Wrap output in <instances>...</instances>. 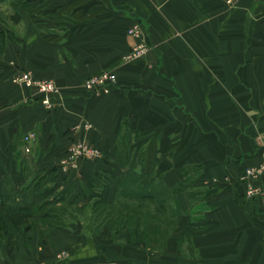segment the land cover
Here are the masks:
<instances>
[{"label":"crops","instance_id":"obj_1","mask_svg":"<svg viewBox=\"0 0 264 264\" xmlns=\"http://www.w3.org/2000/svg\"><path fill=\"white\" fill-rule=\"evenodd\" d=\"M20 1L0 15V193L7 180L19 190L32 168L71 169L55 184L78 178L80 207L111 203L128 171L112 149L125 126L141 149L154 140L156 177L191 186L177 195L182 214L161 250L131 242L127 229L113 240L112 226L89 234L74 223L46 228L41 244L18 239L0 263L264 264V203L243 180L264 158V0ZM134 22L141 37L126 32ZM140 42L144 55L125 60ZM25 71L56 91L20 84ZM107 71L116 75L108 93L84 87ZM83 145L99 155H73ZM111 168L117 174L92 188L87 177Z\"/></svg>","mask_w":264,"mask_h":264},{"label":"trees","instance_id":"obj_2","mask_svg":"<svg viewBox=\"0 0 264 264\" xmlns=\"http://www.w3.org/2000/svg\"><path fill=\"white\" fill-rule=\"evenodd\" d=\"M119 134L121 133L116 134L112 147L113 153L121 167L129 165L130 169L120 176L113 201L106 203L100 198L95 199L89 203L85 219H89L91 224L89 231L94 234H99L106 225L112 226V239L116 240L118 234L127 229L131 242H143L151 252H156L165 247L171 231L177 226V218L182 214L177 195L191 185L187 180L181 186L168 187L154 175L155 150L153 147L155 143L153 139L147 147L140 148L138 167H134L132 163L122 162V158L127 159L128 152L125 148L121 149L120 145L125 136ZM133 140L136 138L134 137ZM138 141L135 147L137 150L142 144L140 139ZM39 171L43 172L40 178L30 179L16 191L12 186L11 189L9 187L10 192L8 191L0 198V245L4 237L7 239L18 233L20 222L12 219L15 215L31 214L32 209L35 208L38 213L44 212L41 216L39 215L41 218H49V213L44 211L47 205H54L64 199L62 194L53 200L42 199L39 192L44 190L48 177L44 172H50L49 178L53 179V182L56 179H54V169ZM197 171L194 169L189 172V178L196 180L199 175ZM201 194L200 190H195L191 192V197L196 199Z\"/></svg>","mask_w":264,"mask_h":264},{"label":"rangeland","instance_id":"obj_3","mask_svg":"<svg viewBox=\"0 0 264 264\" xmlns=\"http://www.w3.org/2000/svg\"><path fill=\"white\" fill-rule=\"evenodd\" d=\"M15 2H17L18 5H22L23 2H21L20 0H14ZM6 4L1 3L0 7L1 8H6L5 10H1L0 11V15L7 18L11 8H9L8 6V0L5 1ZM43 25H40V28ZM20 32V29L23 28V26H17ZM135 27H140L139 22H134L133 24H131V26H129V28H127L126 32L128 34V36H132L134 35V33L132 34L131 31L133 28ZM6 37H9L8 34ZM2 39V38H1ZM0 39V42H1ZM141 43V42H140ZM144 44V43H143ZM1 45V44H0ZM145 45V44H144ZM1 48V47H0ZM137 57L134 59H138L141 58ZM134 61V60H132ZM130 61V62H132ZM129 129L125 127L122 128V131H120L121 134H119L120 136H125L123 143L120 145L121 149L124 150L127 149L128 152V157L125 160L124 158H122V162H126L127 164L132 163L134 165V167H138L139 164V160H140V148L137 150L135 147H137V144L139 143V135H131L130 132L128 131ZM136 138V140H133V138ZM119 146V145H118ZM91 150L92 152H96L94 153V155H89V156H85V157H97V155H99L98 151H95L93 149H91V147H88L87 145H83L82 148ZM118 163V161H117ZM117 167H121L120 164L118 163ZM130 166L127 165V167L125 168V171L128 170L129 171ZM46 171L48 169H45ZM119 168L116 169H107L105 170H100L98 171V173H94L91 174L90 176H88L87 178H91L92 181V188H96L98 186H101L102 184H104V182H106L108 179H110V177L112 178L113 175L117 174L116 172H118ZM137 170V169H136ZM60 171V170H59ZM71 171L70 170H64L61 171L62 173L60 175L58 174L57 169L54 170V176L58 179H60L61 177H64L65 180H67L66 178H68V172ZM46 173V177H47V184H45V188L44 190H42L41 192H39L42 196V199H46V200H53L56 197H59L60 194L64 195V199L62 201H59L58 203L54 204V205H47V208H45L44 211H47L50 215L49 218H41V214L43 213H38V210L36 211L35 208L32 209V213L31 214H25V213H18L17 215H15L12 219L15 221L19 220L20 225H19V230L18 233L16 235H14L13 237H9V238H5L2 240V243L0 245V257L1 259H3L5 252L7 249H9V247H11V244H16V242L18 241V239H23L24 242L26 243V245L30 246V243L33 239L39 241V244H41L42 242H45V229L49 228V227H53V229H66L68 230V228L71 227L72 224H79L80 226L83 227L84 229V233H92L90 232V221L89 219H85L87 217V213H88V207H89V203H91L92 201H94L95 199H91L90 201H88L85 206L80 207L78 205V202L76 203L74 201V197L75 195H81L84 194L85 192V188L86 186L79 184L78 182V178H74V180H71V183L63 186L60 182V184L63 187H57L55 182H53L54 180L49 178V176L51 177L50 172H44ZM43 175V172H40L37 169L32 168L30 175L28 176L29 179H27L29 182L30 179H33L35 177L40 178ZM71 175L74 174H70L69 178H73ZM53 176V177H54ZM67 176V177H66ZM45 177V178H46ZM50 180H49V179ZM52 180V183H51ZM82 183V182H81ZM81 185V186H80ZM3 189H2V193H0V198H2L4 196L5 193H8L9 191V187L11 189V184L10 182L7 180V183L5 181L4 185H3ZM13 188V187H12ZM80 188V189H79ZM87 189V188H86ZM78 190V193H77ZM10 192V191H9ZM43 199V200H44ZM40 215V216H39ZM25 230V231H24ZM24 232V233H23ZM16 236V237H15ZM9 239V240H8ZM11 239V240H10ZM53 248V245H52Z\"/></svg>","mask_w":264,"mask_h":264},{"label":"built area","instance_id":"obj_4","mask_svg":"<svg viewBox=\"0 0 264 264\" xmlns=\"http://www.w3.org/2000/svg\"><path fill=\"white\" fill-rule=\"evenodd\" d=\"M131 33L133 37H141L142 36V28L141 27H135L132 29ZM146 50V47L143 43H139L135 45L130 51L126 52L125 60L132 61L134 58L140 57L144 55V51ZM116 75L113 71H107V72H100L89 79H85L83 82V85L86 89H88L90 92H96L102 94L108 93L110 87L115 83ZM17 81L20 82V84H23L27 87H32L34 90H36L37 93H42L45 95H52L53 92L56 91V84L53 83L52 80L47 79H39L35 80L30 75L29 72L25 71V73H22L17 77ZM47 100L45 99L44 102ZM27 138H25L26 140ZM264 143V141H263ZM73 155H76L78 157L83 156H89L94 155L96 152H92L91 150L85 149L84 147H76L72 149ZM264 157V155H263ZM244 177L243 180L246 182L245 185H247L246 188V195L248 197L250 196H260L264 203V182L261 186L253 185L252 181L255 179H258L259 177L264 176V158L262 160V163L258 166H251L243 170Z\"/></svg>","mask_w":264,"mask_h":264}]
</instances>
